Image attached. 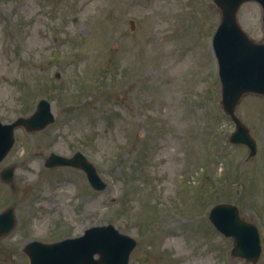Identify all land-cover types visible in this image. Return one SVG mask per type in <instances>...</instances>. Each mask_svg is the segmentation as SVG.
Segmentation results:
<instances>
[{"label":"rangeland","instance_id":"rangeland-1","mask_svg":"<svg viewBox=\"0 0 264 264\" xmlns=\"http://www.w3.org/2000/svg\"><path fill=\"white\" fill-rule=\"evenodd\" d=\"M239 23L264 40L262 10L245 3ZM213 0H0V121L30 116L41 99L56 121L15 132L0 172V213L16 228L0 239V264H29L24 246L78 237L113 224L136 239L130 264H251L209 222L233 203L260 230L264 264V97L237 109L257 141L255 157L229 143L221 105ZM60 74V75H58ZM80 151L108 188L83 171L45 167L52 152Z\"/></svg>","mask_w":264,"mask_h":264},{"label":"water","instance_id":"water-1","mask_svg":"<svg viewBox=\"0 0 264 264\" xmlns=\"http://www.w3.org/2000/svg\"><path fill=\"white\" fill-rule=\"evenodd\" d=\"M255 1L263 10L264 0H213L221 10L222 20L214 39L219 59L222 86L221 104L225 113L236 124L230 142L249 147L248 159L257 153V142L248 126L237 116V107L249 93L264 96V43L252 40L238 22V12L243 3ZM55 122L51 103L42 99L36 111L29 117H19L11 124L0 121V163L15 143V130L23 127L27 132L42 131ZM71 166L82 169L96 191H103L108 184L101 178L97 168L81 152L72 157L51 153L46 167ZM14 167L1 172L7 182L14 180ZM211 224L226 237L233 240V257L258 264L262 256V240L258 226L246 221L235 204L220 203L209 214ZM17 225L13 207L0 214V238L12 232ZM137 241L121 233L114 225L93 226L76 238L54 243L33 241L24 248L30 264H129L130 255ZM97 256V257H96Z\"/></svg>","mask_w":264,"mask_h":264}]
</instances>
